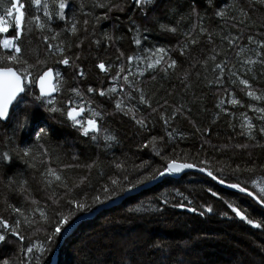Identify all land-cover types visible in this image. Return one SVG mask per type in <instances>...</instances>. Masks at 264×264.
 Wrapping results in <instances>:
<instances>
[{
	"label": "trees",
	"instance_id": "trees-1",
	"mask_svg": "<svg viewBox=\"0 0 264 264\" xmlns=\"http://www.w3.org/2000/svg\"><path fill=\"white\" fill-rule=\"evenodd\" d=\"M20 3L27 12L36 9L30 0ZM48 3L52 24L39 15L47 27L33 23L17 43L32 68L59 66L60 88L54 97L42 98L44 103H32L39 109L18 108L11 122H0V157H11L0 159V235L5 237L0 261L37 264L39 258L40 264H52L54 247L61 244L58 264H264V209L258 210L264 194L254 187L264 180V2L154 0L140 7L133 0H69L65 20L57 15L58 0ZM9 7L10 0H0V15ZM221 9L223 17L217 15ZM14 18L15 13L5 17L9 32L0 33V40L13 34ZM0 54L10 51L0 46ZM63 58L68 65L60 62ZM172 60L176 66L169 68ZM31 85L39 96L36 79ZM87 85L93 89L94 112L85 110V117L100 124L99 132L85 136L67 111L80 108L74 96L89 92ZM47 99L54 103L47 105ZM38 114L47 115L40 126L29 132L18 127ZM41 127L46 134L37 139ZM24 149L31 150L29 155ZM173 160L204 167L254 192L261 203L206 175H159ZM149 175L158 178L151 187L49 243L61 213L75 212L70 226L86 213L70 201L93 205L88 211L93 212L150 182L144 180ZM97 196L104 203L94 201ZM229 204L261 227L241 220ZM258 212L262 219L253 215ZM21 213L37 219L24 222ZM41 246L46 256L37 258Z\"/></svg>",
	"mask_w": 264,
	"mask_h": 264
},
{
	"label": "snow or ice",
	"instance_id": "snow-or-ice-1",
	"mask_svg": "<svg viewBox=\"0 0 264 264\" xmlns=\"http://www.w3.org/2000/svg\"><path fill=\"white\" fill-rule=\"evenodd\" d=\"M11 2V7L7 8L5 10V14L4 15H0V33H8L9 32V27L6 26V24L8 23V21H6L5 17H12L15 13V20H14V28H13V36L12 38H4L2 40H0V46H2L4 49L6 50H12V52L8 55H3L0 54V122H4L7 121L8 119H10V112L9 109L10 107H12L15 111V109H18L19 106L24 102V97L25 95H27V90L29 88V85L31 83H33L32 80L29 79V77L31 76V71L30 69L32 67H34L33 65L28 64V61L25 59H22L20 53H21V47L19 45V43H17V41L20 40L21 35H22V31H23V23H24V17H25V13L23 11H21V9H23L25 7V5L23 3H20V0H10ZM56 2V0H54V3ZM136 5L143 7L145 5H151L154 3V0H135ZM261 2H264V0H261ZM30 3L32 5H35L36 10L43 11V15L45 17H47L49 20L52 19V13H50L49 11V3L48 0H30ZM70 4H69V0H58V8H59V12L57 13L58 17L60 20H65L66 19V14H65V9L69 8ZM100 7H104V5H99ZM81 7H83V5H81ZM241 11L243 12V10L241 9ZM217 15L220 17L224 16V11L223 9L219 10L217 12ZM36 23H37V27L40 28L41 30H43L45 27H47L46 23H41L40 22V17L37 15L33 18ZM85 23H87V21H85ZM162 28H165L168 31L171 32H176L175 28H171V29H167V26L165 25H161ZM51 30V29H49ZM71 31L72 33H76L77 31V27L76 24H72L71 26ZM201 31H203V29H201ZM57 35H59L57 33ZM53 39H55V37H52ZM45 41L47 42L48 37H44ZM137 44L140 43L139 40L136 41ZM193 44L197 43V41L193 40L192 41ZM49 48L52 47L51 44L48 45ZM60 51H62V49H58ZM164 49H159L158 52L159 53H164ZM132 57H129V60H131ZM163 59V56H160L155 63L159 64L161 62V60ZM61 63L68 65L69 64V60L67 58H63L61 61ZM249 63H253V61H249ZM14 65H26L27 67L25 68H14ZM176 66V61L172 60L169 64L168 67L169 68H174ZM149 67H152V65L150 64ZM217 67L219 68L220 65H217ZM99 68L101 70L105 69V65L103 63L99 64ZM121 71H123V69H121ZM56 76H59V73L55 74ZM81 75H83V72L81 71ZM125 79H127V77H125ZM54 73H53V69L52 68H48L46 71L43 72L42 75H40L38 77V82H39V87H40V95L36 97V100L41 101L42 103H44L45 101L42 98L45 97H51L52 94L56 91L59 90L60 87V83H54ZM242 84H247V81L242 80L241 81ZM75 91V90H74ZM88 91H93V89L89 88ZM112 91H115V89H112ZM101 95H104L103 92L100 93ZM77 95H79V92H77ZM249 96H252L253 93L249 92L248 93ZM257 99H259V97H257ZM47 105H52L54 102L51 99H47L46 101ZM233 103H237V101H233ZM117 107H120V104H117ZM50 112H57L60 111V109L56 108V107H49L47 109ZM261 111H264V109H262ZM84 112V108L80 107L79 110H77L76 108H70L67 111V116L70 120H72L74 122V124L79 125L82 129H83V134L85 136H87L89 134V132H99V128L97 125V122L94 119H88L86 121V126L84 124V122H82L80 119H78V117ZM97 115L96 113H93V116ZM27 119V117H26ZM18 127H20L21 129L24 128V124L23 123H19ZM262 132H264V128L261 129ZM46 134V129H44L43 127H41L39 129V131L36 133V138L37 139H41L44 135ZM97 137L95 135L92 136V139H96ZM106 140H111L113 139L111 136H106L105 137ZM30 149H24V155L27 156L30 153ZM0 159H3L5 161H10L11 157L8 155V153H4L2 157H0ZM119 167V166H118ZM193 165L191 164H177L174 161L169 162L167 165V168L164 171H161L159 173V175L163 176L165 174V172L171 174V173H179L180 171H182L185 168H192ZM49 174L54 175L56 180H60L61 177L59 175H56V173L54 172V170L49 169ZM200 171H204V169H200ZM209 176H212L211 172H208ZM213 179H215L214 176H212ZM156 179L155 175H149L146 176L144 178V180H154ZM144 180L139 181V183H144ZM221 183H223V181H220ZM113 184H116L117 182L114 180L112 182ZM133 187H135V185H133ZM229 187L232 188H237L239 189V191L241 192H245L246 189L243 187H240V185L238 184H232L229 185ZM105 191H107V189H105ZM128 191H131V189H128ZM260 192L262 194H264V187L260 188ZM116 195H118L119 193H115ZM213 195H216V193H213ZM248 195H252L251 192L248 193ZM111 197H109L110 199ZM262 200H264V196H262ZM94 201L99 202V203H104L103 200L100 199L99 196L94 198ZM70 203L75 204V208L76 211L78 212H88L92 210L93 205H89L85 202H79V201H70ZM181 207H183V205H180ZM230 208H232V211L236 213L237 216L240 217L241 220H246L247 223L253 225L254 227H261V224L259 223H254L253 220L249 219L243 212V210H239L235 207H233L231 204L228 205ZM16 211H19V209H16ZM189 211H195V209H189ZM208 211H211V209L209 208ZM41 215L43 216L44 213L42 212ZM61 219L59 220V222L56 224L55 228H54V232H53V236L49 238V243H51V240L53 238H55L56 236H59L62 234V229L65 228V226H70L69 222L70 220H72V218L75 215V212H69L68 214H63L61 213ZM4 227L7 228L8 225L5 223ZM13 235H18V233L15 231V229H13ZM5 239L4 235H0V241H3ZM20 239H23V237H20ZM41 251V253L43 254L45 251H47V249L43 248L42 246L39 249ZM23 251V249H22ZM33 251V249L31 247L27 248V252L31 253ZM0 264H9V260L8 259H4L2 261H0ZM20 264H23V261H20ZM37 264H40V259H37Z\"/></svg>",
	"mask_w": 264,
	"mask_h": 264
},
{
	"label": "rangeland",
	"instance_id": "rangeland-1",
	"mask_svg": "<svg viewBox=\"0 0 264 264\" xmlns=\"http://www.w3.org/2000/svg\"><path fill=\"white\" fill-rule=\"evenodd\" d=\"M133 1H135V0H133ZM25 5V4H24ZM34 9V11H32V12H27L26 11V8L24 7L23 9H21V11H23L24 13H25V17H24V23H23V26H22V28H23V31H22V33H24V35L27 37L29 34H30V31H31V26L33 25V23H36V21L33 19L35 16H39V15H41V14H43V11L42 10H40V11H37V12H35V8H33ZM31 10H32V8H31ZM15 19V18H14ZM49 23H51L52 24V21L51 20H49ZM12 36H13V34L11 35V37L10 38H12ZM4 38H7V37H4ZM22 38H20V40H21ZM10 51V53L12 52V50H9ZM22 51V50H21ZM24 51H22L21 53H20V55H21V57H22V53H23ZM18 66H19V68H25V66H22V65H14L13 67H15V68H18ZM46 67V66H45ZM41 68L40 70L39 69H37V68H31L30 69V71H31V76L29 77V79L30 80H32V81H34V84H35V79H36V82H37V78H38V76L40 75V73L41 72H43V70H45V69H47V68ZM49 68V67H48ZM53 68V67H52ZM54 69V68H53ZM55 70V69H54ZM65 71H67L66 73H68V69H64ZM59 71V66H57V69L55 70V73H57ZM56 83H57V76H56ZM87 87H89V88H91V86L90 85H87ZM60 88V87H59ZM37 92H38V90H37ZM64 93H65V90H64ZM63 93V94H64ZM86 93V94H85ZM91 93H93L92 91L90 92H81L80 91V93H79V95H75L74 96V98H75V100H74V103L76 104V106H79V107H83L84 108V110H87V111H89V112H94V110L92 109V107H91V105H90V103H91ZM68 97V96H67ZM70 98V97H69ZM30 100V101H29ZM36 100V97H35V95H34V85H29V88H28V90H27V95H25V97H24V102L22 103V105L21 106H19V109L17 110V111H19V110H21V109H23L24 107H28V105H31V103H33L34 101ZM62 100H63V97H62V99H60V101L59 100H56L55 102H56V105L57 104H59V105H61L62 104ZM29 102V103H28ZM92 104V103H91ZM33 105V108H36V109H39V105H37V104H32ZM34 105H36V106H34ZM67 105V104H66ZM34 111L35 112V110L34 109H32V108H30V111ZM15 111H16V109H15ZM15 111H14V109L12 108L11 109V113H10V119H8V122H2L3 124H8L9 122H11L13 119H14V117H13V114L15 113ZM47 115H48V113H47ZM47 115H40V114H38V116H36V117H31V119H24V122H25V124H24V128H25V130H26V132L28 131H30V130H32L33 128H35V127H38V126H40L41 124H42V122H44L45 121V119H46V116ZM88 119H94L95 121H97L99 124H100V122H99V120H97L96 118H94V117H92V116H88V117H84V118H82V119H80L82 122H84V124H85V126H86V121L88 120ZM76 125V124H75ZM77 126H79V125H77ZM80 127V126H79ZM23 128V129H24ZM70 128L72 129V126L70 125ZM81 128V127H80ZM99 128V127H98ZM30 129V130H29ZM73 130V129H72ZM81 132H82V134H83V129L81 128ZM91 132V131H90ZM193 164H195V163H193ZM195 165H197V164H195ZM198 167H200V168H202V169H204V167H201V166H199V165H197ZM208 172L209 171H207L206 169H204V173H190V174H201V175H206L207 177H210V178H212V176H214V175H212V176H209L208 175ZM189 177V179H192V175H189L188 176ZM215 178H217L216 176H214ZM162 178H160L159 179V181L161 180ZM213 179V178H212ZM218 180H220V181H223V182H225V184H229V185H232L231 183H228L227 181H224V180H222L221 178H217ZM214 181H216L215 179H213ZM217 182V181H216ZM218 183V182H217ZM219 184V183H218ZM220 185V184H219ZM222 186V185H221ZM222 187H224V188H226V189H228V190H237V188H232V187H230V188H228V187H226V186H222ZM254 187H255V189H257L258 191H260V188L261 187H264V180H261V179H259V180H257L256 181V183H255V185H254ZM237 191H239V189L237 190ZM248 192H251L252 193V195L250 196V195H248ZM243 193H246L249 197H251L254 201H256V202H259V203H261V201L257 198V196H256V194L254 193V192H252V191H248V190H246L245 192H243ZM238 196V195H237ZM262 204V206H260V207H262V208H259L258 210H263L264 209V203H261ZM253 207H257L258 208V206L257 205H253ZM95 212V210L93 211V212H86V214H93ZM253 215H255L256 217H258V218H261L262 216H261V214H259V212L258 213H256V214H253ZM20 216V215H19ZM255 217V218H256ZM21 218H22V220L24 221V222H29V221H32L34 218H36V216L34 217L33 215H31L30 213H21ZM37 219V218H36ZM35 219V220H36ZM262 219V218H261ZM77 224L78 223H80L81 221L78 219L77 221ZM253 226V225H252ZM70 227V226H69ZM69 227H67V228H65L64 230H63V232H62V235L60 236V238H62V240H64L65 239V237H63V233L65 232V230H68V228ZM77 229V228H76ZM76 230L74 229L72 232H75ZM71 232V233H72ZM70 233V234H71ZM47 245V247H48V244H46ZM44 246V245H43ZM61 246V244H58V245H56L55 247H54V254L51 252L50 253V258L52 257V254H53V259H52V264H58V259H59V253H60V251H61V249H59V247ZM40 255H42V253H41V251H40V253L38 254V256H37V258L40 256ZM46 256V251H45V253L43 254V256Z\"/></svg>",
	"mask_w": 264,
	"mask_h": 264
},
{
	"label": "water",
	"instance_id": "water-1",
	"mask_svg": "<svg viewBox=\"0 0 264 264\" xmlns=\"http://www.w3.org/2000/svg\"><path fill=\"white\" fill-rule=\"evenodd\" d=\"M101 64V63H100ZM104 64V63H103ZM15 68V67H14ZM49 68H52V67H49ZM48 69V68H47ZM47 69H45V70H43V72L44 71H46ZM53 69V68H52ZM102 71H105V69L104 70H102ZM43 72H41V74L40 75H42L43 74ZM53 73H54V83H56V73H55V70L53 69ZM39 75V76H40ZM38 76V77H39ZM36 88H37V90H38V93H39V95H40V87H39V82H38V78H37V82H36ZM57 93H58V91H56V92H54L53 94H52V96L51 97H54L55 95H57ZM45 98H50V97H45ZM11 109H12V107H10V109H9V112L11 113ZM77 110H79V108H76ZM84 115H85V111L78 117V118H82V117H84ZM5 123L6 122H8V120L7 121H4ZM97 122V121H96ZM97 125H98V122H97ZM175 163H177V164H191V165H193V167L192 168H185V169H183L182 171H180L179 173H171V174H169V173H167V172H165V174H164V176L165 175H170V176H173V177H175V178H180V177H182L183 175H186V174H188V173H204V171H200V169H202V168H200V167H198V166H196L195 164H193V163H189V162H181V161H176V160H173ZM172 162V161H171ZM168 165V164H167ZM215 180L220 184V185H222V186H226V187H228V188H230L229 187V184L227 185V184H225V182H223V183H221L220 182V180H218L217 178H215ZM158 181V178H156V179H154V180H152V181H150V182H148V183H145V184H143L142 186H140V187H136V188H133V189H131V191H126L125 192V194L123 195V196H120V197H117L116 199H114L113 201H110V202H108V203H106V204H104V205H101L100 207H98L96 210H95V212L93 213V214H84L79 220L80 221H83V220H89V219H92V218H94V217H96L100 212H102V211H104L105 209H107V208H109V207H113V206H116V205H119V204H121V203H123L124 201H126L130 196H133V195H136L138 192H140L141 190H145L146 188H148V187H151L153 184H155L156 182ZM76 226H77V222H75L74 224H72L69 228H68V230H65V232L63 233V237H67L75 228H76Z\"/></svg>",
	"mask_w": 264,
	"mask_h": 264
},
{
	"label": "bare ground",
	"instance_id": "bare-ground-1",
	"mask_svg": "<svg viewBox=\"0 0 264 264\" xmlns=\"http://www.w3.org/2000/svg\"><path fill=\"white\" fill-rule=\"evenodd\" d=\"M241 43V42H240ZM242 50V49H241ZM240 58V57H239ZM252 60V59H251ZM70 71V70H69ZM224 76V75H223ZM228 80V79H227ZM225 82V81H224ZM226 83V82H225ZM82 90V89H81ZM86 94V93H85ZM241 97V96H240ZM238 98V97H237ZM30 101V100H29ZM233 101V100H232ZM29 103V102H28ZM32 105V103H31ZM246 105V104H245ZM29 106V105H28ZM18 112V111H17ZM105 117V116H104ZM105 119V118H104ZM77 130V129H76ZM57 166V165H56ZM197 166V165H196ZM53 167V166H52ZM32 171V170H31ZM3 173V172H2ZM38 177V176H37ZM35 180V179H34ZM248 187V186H247ZM222 190V189H221ZM208 191V190H207ZM214 193V192H213ZM249 193V192H248ZM258 198V197H257ZM250 218V217H249ZM90 220V219H89ZM8 238V237H7ZM11 239V238H10ZM9 239V240H10Z\"/></svg>",
	"mask_w": 264,
	"mask_h": 264
},
{
	"label": "flooded vegetation",
	"instance_id": "flooded-vegetation-1",
	"mask_svg": "<svg viewBox=\"0 0 264 264\" xmlns=\"http://www.w3.org/2000/svg\"><path fill=\"white\" fill-rule=\"evenodd\" d=\"M68 106H71V104H70V103H68Z\"/></svg>",
	"mask_w": 264,
	"mask_h": 264
}]
</instances>
